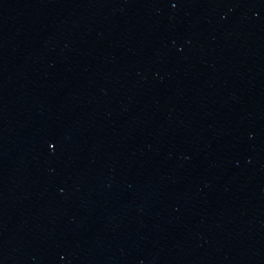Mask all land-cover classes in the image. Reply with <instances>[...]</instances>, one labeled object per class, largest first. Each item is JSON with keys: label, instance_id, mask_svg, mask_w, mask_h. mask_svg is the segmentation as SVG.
I'll list each match as a JSON object with an SVG mask.
<instances>
[{"label": "water", "instance_id": "water-1", "mask_svg": "<svg viewBox=\"0 0 264 264\" xmlns=\"http://www.w3.org/2000/svg\"><path fill=\"white\" fill-rule=\"evenodd\" d=\"M0 264H264V0H0Z\"/></svg>", "mask_w": 264, "mask_h": 264}]
</instances>
